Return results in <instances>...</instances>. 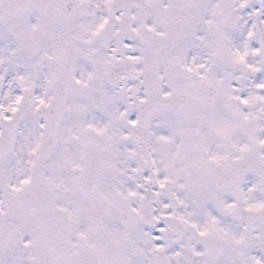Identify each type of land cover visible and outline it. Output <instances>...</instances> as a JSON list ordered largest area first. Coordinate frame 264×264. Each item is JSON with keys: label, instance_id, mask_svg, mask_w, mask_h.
<instances>
[{"label": "snow or ice", "instance_id": "1", "mask_svg": "<svg viewBox=\"0 0 264 264\" xmlns=\"http://www.w3.org/2000/svg\"><path fill=\"white\" fill-rule=\"evenodd\" d=\"M0 264H264V0H0Z\"/></svg>", "mask_w": 264, "mask_h": 264}]
</instances>
